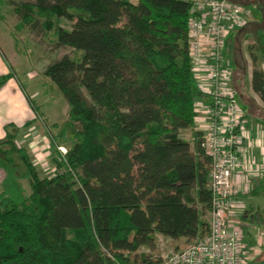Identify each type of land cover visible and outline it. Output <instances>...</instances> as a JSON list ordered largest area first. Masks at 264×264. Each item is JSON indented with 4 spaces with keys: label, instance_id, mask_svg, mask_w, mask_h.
<instances>
[{
    "label": "trees",
    "instance_id": "16d2710c",
    "mask_svg": "<svg viewBox=\"0 0 264 264\" xmlns=\"http://www.w3.org/2000/svg\"><path fill=\"white\" fill-rule=\"evenodd\" d=\"M5 6L32 32H53L55 49L81 55L55 58L44 71L63 94L74 130L69 135L37 110L50 132L56 174L42 177L17 143L22 128L5 127L0 264H157L131 255L153 246L156 234L203 238L211 163L196 122L195 103L205 96L189 52L193 2L0 0V10ZM253 37L264 58V30ZM6 62L10 73L0 87L14 76ZM252 87L264 101L258 68Z\"/></svg>",
    "mask_w": 264,
    "mask_h": 264
},
{
    "label": "built area",
    "instance_id": "2783aa9c",
    "mask_svg": "<svg viewBox=\"0 0 264 264\" xmlns=\"http://www.w3.org/2000/svg\"><path fill=\"white\" fill-rule=\"evenodd\" d=\"M138 1V0H137ZM189 52L197 89L205 96L196 101L197 127L204 132L210 158L211 210L208 233L162 264H249L251 249L245 233L233 219L235 175L246 169L241 155L245 138V111L233 86L227 60L230 36L253 17L250 7L236 0H191ZM65 155L67 149L59 147Z\"/></svg>",
    "mask_w": 264,
    "mask_h": 264
},
{
    "label": "rangeland",
    "instance_id": "374dc122",
    "mask_svg": "<svg viewBox=\"0 0 264 264\" xmlns=\"http://www.w3.org/2000/svg\"><path fill=\"white\" fill-rule=\"evenodd\" d=\"M131 1L134 3L138 2L137 0ZM245 3L248 5L243 3L242 5L250 7L253 11V15L255 13V16L259 18L257 21H250L251 23L249 26L245 28L242 31L241 36H239V46L237 50H235V62L243 72L239 70L237 75H235L241 82L236 90L239 95L242 93L246 94V98L243 102L249 103L253 107L255 106L254 100L251 96L249 97L247 95L248 87L246 75L244 74V57L247 46L252 42L253 34L259 29L264 28V0L259 2H256V0H247ZM253 3H256L257 5ZM1 15L4 17L0 20V47L5 51L9 60L14 65L19 81L25 89H23V91L29 95V97L35 99L39 109H41L44 116L47 117V122L49 124L57 123L61 127H66L69 135L73 134L74 130L69 123L68 104L56 85L45 76L44 71L46 67L52 63L53 59L60 58L65 54L70 55L71 58L77 59L80 57L81 52L72 49H55L54 42L56 37L53 32L48 36H41L36 32H32L28 25L23 27L20 14L16 13V11L10 6L3 7L2 10H0V18L2 17ZM61 25L65 28H70L71 23L66 19H62ZM230 40L231 44L229 47L233 50L235 37H232ZM227 60H230L228 56ZM246 63H249L248 59L246 60ZM230 67L234 75V72L236 70L238 71V67L236 66V69L233 66ZM241 100L242 99H240V104L242 105L243 103H241ZM247 107L248 106L246 105V108ZM51 142L50 132L47 130L45 123L42 120L35 126V129L32 130L31 135L24 138L22 137L18 142V145L21 147L29 148L33 162L42 177H50L57 172ZM33 147L38 148L37 150L39 151H32ZM22 184L25 190L29 192L28 181L23 179ZM204 218L208 222L207 227L209 228L210 214L206 213ZM248 228L250 229V227ZM262 231H264V225L261 227H255L252 232L247 231L250 234L253 233V238L257 239L258 242L260 241L259 247L264 244L262 238L264 232ZM154 238L155 241L153 246H143L137 251V253L132 254L131 257L146 256L155 262H159L157 264H162L164 258L167 256L183 250L190 244L194 243L188 242L186 239L182 238L177 240L169 239L159 234H156ZM252 252L255 254L254 251H251V260L249 264H264V261H259L256 258L254 259L252 257Z\"/></svg>",
    "mask_w": 264,
    "mask_h": 264
},
{
    "label": "crops",
    "instance_id": "0c3cea01",
    "mask_svg": "<svg viewBox=\"0 0 264 264\" xmlns=\"http://www.w3.org/2000/svg\"><path fill=\"white\" fill-rule=\"evenodd\" d=\"M236 1L248 5L245 3L247 0ZM258 18L259 17L255 16L254 13L253 18H251L252 20L250 21H257ZM251 22H249V24ZM245 28L234 32L228 39L226 45V53L227 56L230 58V60H228L229 65L233 66L235 69L236 66L238 67L235 62V50H237L239 46V36H241V33ZM261 30H264V28L259 29L258 31ZM232 37H235L233 50L229 47L231 44L230 39ZM254 45L255 38L252 36V42L247 46L246 54L244 57V74L246 75L247 79V95L249 97H252L255 106L252 107V105H250L249 103L243 102V100L246 98V94H238L239 101L240 99H242L241 103H243L242 105L245 111V138L243 139V145L241 147V155L244 159V162L246 163V169L240 170L234 177V185L237 194L234 200L235 209L233 219H235L236 223H238L244 230L245 244L249 249L255 252V254H253L252 252V257L254 259H258L259 261H264V244L259 247L260 241L258 242L257 239L253 238V233H248L252 232L255 227H261L264 225V101L253 90L252 87L253 71L255 70V68H258L259 70L264 72V58L254 47ZM252 54L257 55L258 58L256 62L253 60ZM3 56L6 57V60L13 67L14 76L10 77L3 84V86L0 87V140L5 139V127L9 124H13L18 128H22V132L20 135L21 139L22 137L24 138L28 135H31L32 130H34L35 126L42 120L39 119L37 110L46 119V122L47 117L44 116L41 109H39L35 99L29 97V95H27L23 91L24 87L19 81L18 75L14 69V65L11 63L7 54L1 47L0 78L7 76L10 73V68ZM247 59L249 60V63H246ZM239 70L241 69L238 67V71L236 70L234 72L235 74L233 75L232 83L235 89L240 86L239 83H241L240 80H238L235 76L237 75ZM241 71L243 72V70ZM246 105L248 106L247 108ZM27 125L28 127H25ZM20 139L17 141V143L20 141ZM26 149L30 153L29 148ZM37 149L38 148L33 147L32 151H39ZM4 179L5 172L3 170H0V187ZM247 226L250 227L251 230ZM247 233L250 235H248ZM262 238L264 240V236Z\"/></svg>",
    "mask_w": 264,
    "mask_h": 264
}]
</instances>
